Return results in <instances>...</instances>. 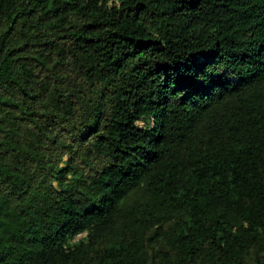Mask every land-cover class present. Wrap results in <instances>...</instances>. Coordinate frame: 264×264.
<instances>
[{
  "label": "trees",
  "instance_id": "obj_1",
  "mask_svg": "<svg viewBox=\"0 0 264 264\" xmlns=\"http://www.w3.org/2000/svg\"><path fill=\"white\" fill-rule=\"evenodd\" d=\"M0 264H264V0H0Z\"/></svg>",
  "mask_w": 264,
  "mask_h": 264
},
{
  "label": "rangeland",
  "instance_id": "obj_2",
  "mask_svg": "<svg viewBox=\"0 0 264 264\" xmlns=\"http://www.w3.org/2000/svg\"><path fill=\"white\" fill-rule=\"evenodd\" d=\"M82 237H83V236H79V237L76 238V240L79 239V238H82Z\"/></svg>",
  "mask_w": 264,
  "mask_h": 264
}]
</instances>
